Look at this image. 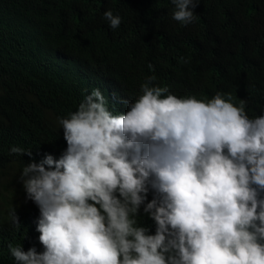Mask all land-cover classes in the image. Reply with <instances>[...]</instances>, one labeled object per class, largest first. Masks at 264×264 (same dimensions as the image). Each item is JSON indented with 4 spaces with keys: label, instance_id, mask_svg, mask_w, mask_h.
<instances>
[{
    "label": "clouds",
    "instance_id": "clouds-1",
    "mask_svg": "<svg viewBox=\"0 0 264 264\" xmlns=\"http://www.w3.org/2000/svg\"><path fill=\"white\" fill-rule=\"evenodd\" d=\"M171 3L187 25L200 0ZM155 80L122 104L93 89L59 118L65 152L23 168L44 251L9 244L19 264H264V116Z\"/></svg>",
    "mask_w": 264,
    "mask_h": 264
},
{
    "label": "trees",
    "instance_id": "trees-1",
    "mask_svg": "<svg viewBox=\"0 0 264 264\" xmlns=\"http://www.w3.org/2000/svg\"><path fill=\"white\" fill-rule=\"evenodd\" d=\"M174 7L171 0H0V264H19L9 244L44 251L23 168L61 157L67 142L58 120L89 91L122 104L155 76L153 86L178 98L219 93L243 102L249 118L264 116V0H200L187 25L172 18ZM108 10L121 18L116 29ZM13 146L32 155L10 154Z\"/></svg>",
    "mask_w": 264,
    "mask_h": 264
}]
</instances>
